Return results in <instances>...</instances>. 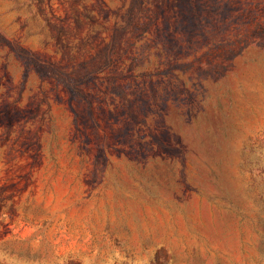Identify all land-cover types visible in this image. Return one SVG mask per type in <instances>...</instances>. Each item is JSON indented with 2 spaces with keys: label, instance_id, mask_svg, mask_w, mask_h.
<instances>
[{
  "label": "rangeland",
  "instance_id": "rangeland-1",
  "mask_svg": "<svg viewBox=\"0 0 264 264\" xmlns=\"http://www.w3.org/2000/svg\"><path fill=\"white\" fill-rule=\"evenodd\" d=\"M0 264H264V0H0Z\"/></svg>",
  "mask_w": 264,
  "mask_h": 264
}]
</instances>
